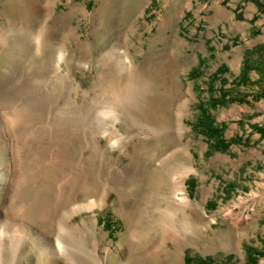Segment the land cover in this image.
I'll return each mask as SVG.
<instances>
[{"label":"rangeland","instance_id":"1","mask_svg":"<svg viewBox=\"0 0 264 264\" xmlns=\"http://www.w3.org/2000/svg\"><path fill=\"white\" fill-rule=\"evenodd\" d=\"M8 23L13 32L8 31L9 44L0 52V88L11 90L21 82H32L33 78L39 79L37 82H57L55 86L45 84L41 90L29 87L17 92L13 96V111L43 110L46 126H54V133L58 126L62 128L55 136L49 134L52 140L55 138L52 146H62L72 136V147L85 148L82 157L92 165L93 179L100 186L91 196L93 200L102 198L107 185L118 184L128 190L136 180L134 175L131 178L113 171L110 161L99 155V151L108 149L102 135L111 136L113 123L118 119L117 111H109L114 93L104 89L90 93L92 107L87 113H78L74 123L67 127L64 118L72 99L70 82L79 87V101L95 82L97 90L107 86L123 70L113 61L106 65L99 59L118 48L128 52L131 66L141 79L154 82L157 120L165 109L177 113L178 106L186 103L182 138L173 135L167 139L161 134L149 138L137 127L119 121L126 137L125 147L122 151L111 150L109 155H121L119 168H124L136 154H143L146 161L141 172L153 176L161 162V157L154 159L155 153L167 156L184 148L185 156L167 165L166 170L170 168L172 173L185 177L189 197L202 213L191 217L200 223V235L170 243L169 257L163 253L149 255L157 229L146 241L145 222L139 227L136 240H130L136 212L130 214L131 221L126 219L119 210L118 196L112 191L104 206L83 211L73 219L82 224L95 218L98 227L94 237L101 241L104 264H199L201 258H211L213 264H249L248 248L260 253L256 264H264V128L251 123L264 122V94L240 80L246 60L253 66L249 82L264 85V0H0V26ZM22 24L28 32L43 25L50 28L48 37L54 46L38 53L32 39L20 33ZM60 54L64 58L59 62ZM222 65L225 68L217 75ZM193 69L197 71L191 74ZM210 78L215 79L213 84ZM221 93L228 95L223 98L226 102L212 107L210 99H221ZM141 95L143 92L136 90L124 101L125 106L129 104L135 122L144 116ZM200 106L208 109L218 124L227 125V141L237 138L226 150H215L216 141L197 126ZM43 124H36L31 131ZM44 144L40 140L21 144L24 174L32 175L33 170L36 172L47 163L49 151L43 149ZM65 172H61L58 183ZM53 178V172L49 180L40 178L17 202L26 205L27 218H31L26 220L27 225L37 231L20 252L18 264H60L54 250L39 236L46 226L43 217L55 212L50 180ZM40 190L45 194L37 197ZM144 196L142 190L134 205H141ZM164 205L162 200L157 207ZM60 215H54V228ZM177 220L171 232L190 236L192 224L179 226L178 217ZM6 252V264H11L10 249Z\"/></svg>","mask_w":264,"mask_h":264},{"label":"bare ground","instance_id":"2","mask_svg":"<svg viewBox=\"0 0 264 264\" xmlns=\"http://www.w3.org/2000/svg\"><path fill=\"white\" fill-rule=\"evenodd\" d=\"M8 27H10L9 23L0 26V52L9 44L11 33L9 34L8 31L13 32ZM49 29L43 25L34 32H28L25 24L19 27L20 33L29 36L34 42L36 51L41 54L45 53L51 46H54V41L48 37ZM127 55L128 52L126 50L118 48H113L106 54L101 55L99 62L108 65L109 62L113 61L116 65L120 66L123 72L118 73L119 75L112 78L107 86H101L98 90L96 88L97 82H95L92 90L82 95L81 101L77 97L79 87L75 86L73 82L69 84L72 99L70 98L69 100L68 111L64 118V124L67 127L74 123L78 113H87L90 107H92L91 103L94 100L91 99L90 93L103 89L114 93L109 111H117L118 119L113 123L111 136L106 133L102 135L108 142V149H101L102 151H99V155L106 157L110 161V165L116 173L135 176L136 182L133 188L126 190L118 184L107 185L103 191L102 198L98 200L91 199V196L100 189V186L96 185L93 179L94 172L91 168L92 165L90 166L89 161L87 162L86 158L82 157L86 153L85 148L72 147V136H69L70 140L68 143L62 146H52L51 142L55 138L52 140L53 137L51 138L49 134L55 136L56 133H60V129L62 128L58 126L56 133H54V126H46L43 110L40 111L33 108L28 113L13 111V96L17 92L24 91L29 87L40 89L45 84L55 86L57 82H37L39 79L33 78L34 82L20 81L21 83L16 84V87L14 86L15 88L11 89L12 91L0 88V264H6L7 249H10L11 264H18L20 252L24 250L27 242L37 234L36 228L27 225L26 220L29 219L30 221L31 218L29 217L30 215L27 218V212L29 211L26 205L22 202L21 204H17V202L23 196V193L26 192L27 188L32 184L36 185L40 178L44 177L49 180L51 172L54 173V178L50 180L53 182L52 188L55 193L53 199L55 212H50L49 215L43 217L46 226L43 228L44 230L42 229L43 231H41L39 236L45 240L44 244L52 252L54 250V255L57 256L60 264H104L100 253L101 241L94 237V233L98 227L95 218L84 220L82 224L74 223L73 219L83 211H91L95 207L104 206L106 199L112 191L116 192L120 203L119 210L121 214L126 215V219L128 218L131 221L133 216L130 214L136 212L135 219L132 221L134 228L129 233L130 240H136L139 227L145 222V235L148 238H145L146 241L148 240L149 242L151 233L157 229L156 239L153 241L154 246H151L149 255L163 253L168 256L170 255V243L176 244L182 238H194L200 235V223L192 220L191 217L195 213L201 215L202 213L199 212L200 210L189 197L185 186V177L172 173L170 168L166 170L167 165L185 156L186 150L184 148L173 150L167 156L166 153H155L154 159L161 157V162L160 166L156 169L157 172L153 176H147L144 171L141 172L143 164L146 161V156L143 154H136L131 158L130 164L124 168H119V164L122 161L121 155L116 158L109 155L111 150L118 149L122 151L125 147L124 141L126 137L124 138L121 133V129L118 126L119 121L137 127L145 132L149 138L156 137L159 134L164 135L167 139L173 135L182 138L186 129L184 125V108L186 103L178 106L177 113L165 109L161 114V118L157 120L155 115L157 106L153 100L154 82L148 78L141 79L139 72L131 66V59L129 60ZM63 58L64 55L60 54L58 57L59 62ZM139 89L143 92L141 103L144 116L141 120H136L135 122L134 117L129 112V104L125 106L124 103L127 102L124 101L132 92ZM38 123L44 124L31 131V128H34ZM99 139L100 137L96 140L99 141ZM33 140H40L48 144L43 145V149L49 151L48 161L45 165H39V170H36V172L35 170H33L34 173L31 171L32 175H26L22 170L20 147L22 146L21 144L23 146L29 145ZM78 155L80 156V160L76 162ZM182 168L184 169L183 173H186V168ZM63 170H66V174L63 175V178L60 177L63 180L61 183H58V180H60L58 178ZM142 190L145 191L143 202L139 206L137 204L134 205L137 198L136 195ZM164 190H167V192L165 193ZM37 193V197H41L45 194V191L40 190ZM162 200L165 202V205L157 207V204ZM136 207L138 210H134ZM55 213H61L57 224H55L56 228L51 223L55 217ZM177 217L180 221L179 226L192 224V234L190 236L187 234H180V236L171 232L176 225ZM16 220L20 223L17 224ZM166 231H168V234H165ZM162 237L163 240L161 242Z\"/></svg>","mask_w":264,"mask_h":264},{"label":"trees","instance_id":"3","mask_svg":"<svg viewBox=\"0 0 264 264\" xmlns=\"http://www.w3.org/2000/svg\"><path fill=\"white\" fill-rule=\"evenodd\" d=\"M259 3V2H258ZM259 5H262V4H259ZM225 67L222 65L218 68V70L216 71V74H221L223 72V69ZM253 69V66L249 65V62H247L246 60H244V63L241 67V70H240V80L241 82L243 83H246V82H249V72ZM197 70L193 69L191 74H194V72H196ZM216 75H214L213 77L215 78ZM211 79V78H210ZM212 81V84L213 82L215 81V79H211ZM210 85H211V82H210ZM209 85V88L211 87ZM264 94V92H263ZM226 95H223L221 93V99H213L211 98L210 100L212 101L211 106H216L217 104H224L226 101L223 100V98L225 97ZM210 101V102H211ZM202 107V106H200ZM201 109V116L198 118L197 120V126L201 129V132L203 134H205L209 139H212V140H215L216 143L214 144L213 148L215 150H226L230 144L232 142H235V140H237V138H233L231 140H225L224 139V130L226 128V124L225 123H221V124H218L215 119L208 113V109H205V108H200ZM257 127V126H256ZM264 127H262L263 129ZM257 129H261V128H257ZM247 252L249 253V264H256L257 261H258V255H260V253H257L255 252L253 249L251 248H248L247 249ZM198 263L199 264H213V260L211 258H201L198 260Z\"/></svg>","mask_w":264,"mask_h":264},{"label":"crops","instance_id":"4","mask_svg":"<svg viewBox=\"0 0 264 264\" xmlns=\"http://www.w3.org/2000/svg\"><path fill=\"white\" fill-rule=\"evenodd\" d=\"M239 83V85H240V82H238ZM247 83H249V85L248 86H254V88H255V90H253V91H255V92H257V93H262V92H264V85H261V84H258V83H254V82H247ZM253 88V87H252ZM227 97H228V95H226ZM243 110V109H242ZM222 123V122H221ZM252 124L254 123L255 125H259L260 127L262 126V127H264V122H261V123H255V122H251ZM224 139H226L227 140V138L225 137V135H224ZM211 186H213L212 184H211Z\"/></svg>","mask_w":264,"mask_h":264}]
</instances>
